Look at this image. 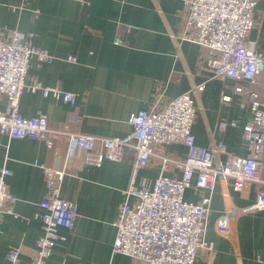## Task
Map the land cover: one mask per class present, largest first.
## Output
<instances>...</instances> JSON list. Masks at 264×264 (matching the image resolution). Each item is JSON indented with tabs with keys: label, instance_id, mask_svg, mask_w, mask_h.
I'll list each match as a JSON object with an SVG mask.
<instances>
[{
	"label": "crops",
	"instance_id": "0c3cea01",
	"mask_svg": "<svg viewBox=\"0 0 264 264\" xmlns=\"http://www.w3.org/2000/svg\"><path fill=\"white\" fill-rule=\"evenodd\" d=\"M187 13L183 0H0V32L33 33V44L51 57L45 62L31 58L26 83L60 84L76 97L70 105L40 92L21 94V116L47 115L50 147L41 140L0 133V169L11 172L5 181L16 198L11 213L0 216V264H9L5 255L10 248L19 249L21 264L34 256L43 228L36 216L44 213L40 202L47 195L40 166L63 172L60 195L78 212L74 229H59L64 240L46 264H138L112 251L124 191L132 182L150 187L161 176H181L178 163L187 151L183 145L154 144L148 166L135 173L131 151L120 162L89 165L83 152L71 147L65 130L122 137L132 131L129 119L137 111H158L192 85H203L195 98L196 145L221 142L227 152L217 156L218 163L228 156L250 155L242 137L251 117L249 103L243 93L234 92L243 83L212 77L208 52L178 40ZM253 16L248 40L264 56V0L257 2ZM252 89L264 105V74L257 76ZM6 110L7 99L0 96V112ZM222 122L234 125L218 129ZM216 184L204 234L213 252L199 250L195 264H264V210L233 219L226 235L215 226L225 208L253 204L264 187L245 183L237 190L229 178ZM203 194L187 189L184 200L197 203Z\"/></svg>",
	"mask_w": 264,
	"mask_h": 264
},
{
	"label": "built area",
	"instance_id": "2783aa9c",
	"mask_svg": "<svg viewBox=\"0 0 264 264\" xmlns=\"http://www.w3.org/2000/svg\"><path fill=\"white\" fill-rule=\"evenodd\" d=\"M183 1L188 13L178 40L197 44L208 52L206 66L212 77L243 83L235 87L234 92L243 93L249 103L251 117L243 126L242 137L250 148V155L228 156L224 163H218L217 156L227 152L221 142L210 147L196 145L192 133L197 113L195 98L203 91V85H192L158 111H137L129 119L132 131L122 137L63 131L71 147L80 149L89 165L100 166L105 160L120 162L131 151L135 156V173L148 166L154 144H180L186 148L185 159L178 163L180 178L161 176L150 187H136L132 182L124 191L126 198L114 223L116 236L112 251L138 264H195L199 250L213 252V245L204 239V234L210 195L216 183L229 178L237 190L245 183L264 187V105L252 89L257 76L264 74V56L256 50L255 43L248 40L259 0ZM3 32H0V96L6 97L7 110L0 112V133L9 138L41 140L50 147L47 115L21 116V94L40 92L43 97L51 96L70 105L75 103L76 97L60 84L56 87H47L39 81L27 84L31 58L45 62L51 57L33 44V33ZM115 43L120 44V40L117 38ZM229 99L223 96L224 102ZM227 125L234 122H222L217 127L224 129ZM40 168L47 194L40 202L45 211L36 216L43 227L42 235L37 240L34 256L26 264H46L52 250L64 240L59 229H74L78 213L76 205L60 195L63 172ZM10 174L6 167L0 169V216L11 213L16 201L5 181ZM187 189L206 194L197 203L188 202L184 200ZM262 210L264 190L257 193L251 205L225 208L215 223L216 229L220 234H229L233 219ZM5 259L9 264H21L19 249L10 248Z\"/></svg>",
	"mask_w": 264,
	"mask_h": 264
}]
</instances>
